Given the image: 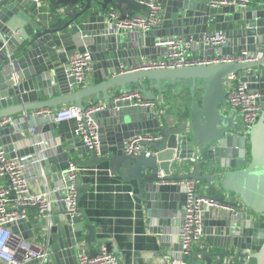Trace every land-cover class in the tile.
Instances as JSON below:
<instances>
[{
    "label": "water",
    "instance_id": "95a60500",
    "mask_svg": "<svg viewBox=\"0 0 264 264\" xmlns=\"http://www.w3.org/2000/svg\"><path fill=\"white\" fill-rule=\"evenodd\" d=\"M140 1H0V119H8L0 126V145L7 157L22 160L28 180H53L59 188L71 165L107 164L111 174L139 190L149 229L163 246L174 248L178 211L171 207L173 194L168 196V187L161 182L194 179L234 210L213 208L205 214V244L192 251L187 264H246L248 259L264 264V8L213 6L208 0H155L162 14L158 26L145 34L117 30L108 12L116 9L123 18L135 12L147 15L149 8ZM214 32L224 33L228 43H205V36ZM171 37L185 38L191 49L207 55L258 53L262 46L263 56L254 61L166 69L137 66L143 56L159 57L166 47L156 44ZM87 51L95 77V85L88 86L77 83L68 72L70 57ZM231 76L262 95L263 110L250 130L229 103ZM133 84L140 85L147 100L174 99V91L187 84L194 99L192 108L173 117H166L167 111L159 117L147 110L141 120L124 121L120 111L114 110L113 97L129 92ZM113 88L116 92L105 98L111 101L93 114L102 144L99 153L92 152L75 132L71 138L54 136L55 108L85 107V99L96 96L99 100ZM40 110L52 112L34 114ZM46 124L44 133L41 128ZM139 135L160 138L141 140L139 155L125 154V141ZM147 149L153 154L147 156ZM76 181L80 194L90 188L79 174ZM182 189L176 186V192ZM227 193L239 201H229ZM59 194L52 196L59 198ZM59 202L50 219L41 216L37 205L20 206L33 211L37 221L23 218L9 224L14 235L31 243L35 239L48 242L51 252L43 264H79L80 246H87L92 256L99 252L95 244L112 251L108 240L97 237L96 226L83 209L72 212ZM178 245L181 251V242Z\"/></svg>",
    "mask_w": 264,
    "mask_h": 264
},
{
    "label": "built area",
    "instance_id": "2783aa9c",
    "mask_svg": "<svg viewBox=\"0 0 264 264\" xmlns=\"http://www.w3.org/2000/svg\"><path fill=\"white\" fill-rule=\"evenodd\" d=\"M1 1V0H0ZM255 0H210L213 6L236 5L238 7H248ZM144 6L149 8V13L134 14L123 18L121 13L112 9L108 16L113 20L117 30L139 31L145 34L147 31L158 26L162 20L161 6L155 0H141ZM205 43L213 45H225L229 38L222 32L207 34ZM165 46L164 53L157 58L141 57L137 66L141 69H166L184 66L209 65L227 62L254 61L260 58V53H251L243 50L240 53L224 55L195 56L191 53V42L185 38H167L156 44ZM69 73L76 77L77 83L86 85L88 83L87 73L92 70V55L90 52H76L70 58ZM228 100L231 107L238 109L241 120L246 130H250L257 122L262 106V95L259 91L248 88L246 82H241L237 76H231L227 80ZM115 111H120L125 103L135 106H142L146 110H153L159 117L167 111L168 105L162 98L158 100H147L139 87L127 93H118L113 97ZM105 103L97 102L81 107L71 104L65 108L55 110L56 122L67 119H76L77 127L75 133L81 138L83 143L92 151L99 153L101 149V139L93 114L102 110ZM50 110L36 111V115L50 114ZM8 119H0V126L4 125ZM160 138L153 135H139L131 137L125 141L124 153L139 155L142 153L139 142L143 139L155 140ZM147 156L153 154L152 149L145 151ZM77 167L71 165L64 172L62 188H46L44 191L35 192L30 181L26 178L24 163L19 158H9L3 146L0 145V261L5 264H30L42 263L49 258L50 247L45 241L42 245H34L22 238L14 235L9 224H15L19 219L27 218V210H20L23 205H37V211L41 216L51 218L55 209L53 206V194H59V201L72 212L79 206L80 193L77 185ZM163 176V173L160 175ZM163 184L181 185L185 193L184 218L180 232V242L182 244V259L175 260L174 264H187V260L198 245L202 248L205 244L204 216L213 208H223L234 210L231 205H224L207 192L194 179L163 180ZM79 264H119L120 257L116 252L108 251L105 247L96 256H92L87 246H80L78 251ZM247 264V263H246Z\"/></svg>",
    "mask_w": 264,
    "mask_h": 264
},
{
    "label": "crops",
    "instance_id": "0c3cea01",
    "mask_svg": "<svg viewBox=\"0 0 264 264\" xmlns=\"http://www.w3.org/2000/svg\"><path fill=\"white\" fill-rule=\"evenodd\" d=\"M210 1V0H208ZM256 8H264V0H255L252 4ZM135 12L134 14H138ZM214 27L212 26V29ZM164 53H159L162 55ZM193 55L205 56L203 50L197 48L191 49ZM260 58L263 56V47L259 50ZM71 58V57H70ZM93 64V63H92ZM239 78V77H237ZM88 85H95L94 70L87 73ZM149 85V82H147ZM140 85L133 84L130 88H137ZM152 88L154 91L155 87ZM77 89H74L76 91ZM116 92V89L105 90L104 96L97 100L96 96L85 99V104L92 102L109 103L110 97ZM176 97L174 99L167 96L160 98L164 99L168 105L166 117H173L178 111L189 113L192 104L189 105L190 91L187 84L181 85L175 91ZM71 104H64L57 109L65 108ZM147 110L142 106H135L125 103L121 108L119 117L124 120H141ZM36 111H34V114ZM77 127L76 119H67L60 122L54 121V136L71 138ZM41 130L45 133L48 131V125L42 126ZM77 151L75 153V158ZM79 176L82 178L84 185H89L90 188L80 194L79 208L83 209L91 223L95 224L97 237L99 239L108 240L112 244V251L116 252L120 257L119 264H174L175 260L179 259L180 250L178 244L180 243V232L183 222V212L185 205V193L182 189L176 192V186L166 184L169 194H173L174 200L171 202V207L178 211L176 220L179 230L178 235L174 237L173 243L176 247L163 246L158 239V236L151 232L147 221V211L143 200L138 198L139 190L131 184L124 183L119 175L111 174L108 165L101 163L97 165L79 166L77 167ZM34 172H38L35 170ZM7 179L0 180L6 181ZM35 192L46 190V188H57L53 180L35 179L29 180ZM205 192L206 189H203ZM168 198V197H167ZM53 206L55 209L59 208V198H54ZM227 199L232 202H238V196L227 193ZM28 218L33 222L37 218L33 216V211L27 209ZM207 236V235H206ZM205 236V238H206ZM34 245H42L44 240H33ZM99 251L105 248V245H94ZM172 246V245H171ZM200 246H196L195 250H199ZM44 262L40 263L43 264ZM30 264H37L35 262ZM39 264V263H38ZM247 264H256V260L248 259Z\"/></svg>",
    "mask_w": 264,
    "mask_h": 264
},
{
    "label": "rangeland",
    "instance_id": "374dc122",
    "mask_svg": "<svg viewBox=\"0 0 264 264\" xmlns=\"http://www.w3.org/2000/svg\"><path fill=\"white\" fill-rule=\"evenodd\" d=\"M193 101H194V99H192L191 96H189V101H188L189 105H191Z\"/></svg>",
    "mask_w": 264,
    "mask_h": 264
}]
</instances>
